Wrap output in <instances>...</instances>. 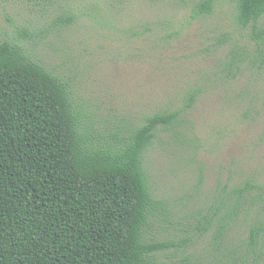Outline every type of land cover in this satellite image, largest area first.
<instances>
[{
    "label": "rangeland",
    "instance_id": "1",
    "mask_svg": "<svg viewBox=\"0 0 264 264\" xmlns=\"http://www.w3.org/2000/svg\"><path fill=\"white\" fill-rule=\"evenodd\" d=\"M251 31L230 0H0V41L68 82L96 142L178 112L143 158L161 207L147 236L169 245L168 264H264V232L250 244L264 221V42ZM246 182L257 188L222 240L200 236Z\"/></svg>",
    "mask_w": 264,
    "mask_h": 264
},
{
    "label": "trees",
    "instance_id": "2",
    "mask_svg": "<svg viewBox=\"0 0 264 264\" xmlns=\"http://www.w3.org/2000/svg\"><path fill=\"white\" fill-rule=\"evenodd\" d=\"M230 1L239 26L264 42V0ZM200 9L210 13L212 2ZM177 119L156 113L118 142L98 143L68 82L0 41V264H168L158 255L169 245L147 236L161 207L143 158ZM256 188H237L222 217L220 207L199 222L200 236L213 230L221 241ZM262 232L264 221L251 228V245Z\"/></svg>",
    "mask_w": 264,
    "mask_h": 264
}]
</instances>
